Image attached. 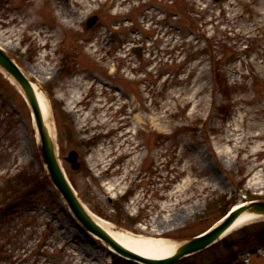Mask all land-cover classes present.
Wrapping results in <instances>:
<instances>
[{"label": "rangeland", "instance_id": "1", "mask_svg": "<svg viewBox=\"0 0 264 264\" xmlns=\"http://www.w3.org/2000/svg\"><path fill=\"white\" fill-rule=\"evenodd\" d=\"M0 46L46 92L60 165L98 217L183 243L264 201V0H2ZM0 218V264L113 263L51 179L32 111L3 75ZM233 258L264 264V217L166 264Z\"/></svg>", "mask_w": 264, "mask_h": 264}, {"label": "water", "instance_id": "2", "mask_svg": "<svg viewBox=\"0 0 264 264\" xmlns=\"http://www.w3.org/2000/svg\"><path fill=\"white\" fill-rule=\"evenodd\" d=\"M96 18V16L90 17L88 25L91 26ZM138 54L141 55V52L139 51ZM0 70L13 84L17 86L26 98L36 120L41 140V150L50 177L68 203L72 212L87 230L103 239L119 255L130 260H137L150 264L171 263L215 243L225 234V232H227L234 221L243 212L249 211L254 213L256 216L264 217V201L257 200L241 204L238 207L233 208L226 217L216 223L213 227L204 231V234L201 233L202 235L200 234L181 243L173 254L166 257H149L123 246L95 220L92 212L77 195L60 165L57 157L55 137H53V134H51L49 127L45 123L41 105L34 87V81L22 70V67L15 61V59L1 46ZM68 160L72 163L74 168H79L78 153L75 150L70 152Z\"/></svg>", "mask_w": 264, "mask_h": 264}, {"label": "bare ground", "instance_id": "3", "mask_svg": "<svg viewBox=\"0 0 264 264\" xmlns=\"http://www.w3.org/2000/svg\"><path fill=\"white\" fill-rule=\"evenodd\" d=\"M22 70L27 74V70L22 68ZM29 70V69H28ZM77 80V79H76ZM76 80H74V84L76 83ZM34 87L37 92V96L41 105L43 117L45 120V123L49 127L51 134H53V137L55 136L54 131V121H53V113L50 107V101L46 94V92L42 89L40 85L34 82ZM75 103V99L72 98L70 102L68 103V107L72 108V106ZM35 123V120H34ZM36 127V135L38 136V130ZM93 217L95 220L104 228L106 229L117 241H119L123 246L138 252L140 254L149 256V257H166L175 252L177 247L181 244L177 241H170L168 239L164 238H155L152 236H148L145 234L135 233L133 231H130L125 228L116 227L112 224H110L108 221L98 217L97 215L93 214ZM257 216L249 211L243 212L231 225V227L227 230L226 233L233 230L234 228L243 225Z\"/></svg>", "mask_w": 264, "mask_h": 264}, {"label": "trees", "instance_id": "4", "mask_svg": "<svg viewBox=\"0 0 264 264\" xmlns=\"http://www.w3.org/2000/svg\"><path fill=\"white\" fill-rule=\"evenodd\" d=\"M0 75H2L1 73H0ZM8 81V80H7ZM9 82V81H8ZM245 227V226H244ZM243 227V228H244ZM242 228V229H243ZM114 256V259H113V263L112 264H120L119 262H118V259H120V258H118V255L117 254H114L113 255ZM121 257V256H120Z\"/></svg>", "mask_w": 264, "mask_h": 264}]
</instances>
